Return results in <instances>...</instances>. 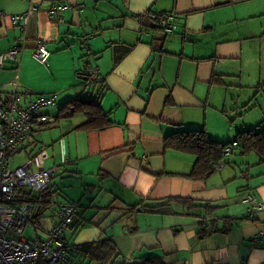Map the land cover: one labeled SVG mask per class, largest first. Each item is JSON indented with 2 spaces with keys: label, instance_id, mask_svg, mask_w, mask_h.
<instances>
[{
  "label": "crops",
  "instance_id": "obj_1",
  "mask_svg": "<svg viewBox=\"0 0 264 264\" xmlns=\"http://www.w3.org/2000/svg\"><path fill=\"white\" fill-rule=\"evenodd\" d=\"M53 3L69 6L62 23L47 15ZM30 7L21 33L9 16ZM0 13V53L24 48L22 104L57 93L58 108L44 110L56 118L67 102L92 97L110 122L79 129L82 114L57 119L13 156L12 167L35 154L47 168L60 166L43 217L27 204L30 242L46 240L59 206L76 201L79 215L65 235L74 264H102L92 250H80L100 242L115 247L105 264H264V234L253 239L264 228V211L247 217L241 200L249 192L264 204V163L234 151L212 176L192 180L194 157L163 144L184 130L225 144L237 131L264 126V0H0ZM148 14L178 21L172 33L158 32ZM38 41L49 52L46 66L30 55ZM16 67H0V100L11 93ZM90 68L99 70L101 84H87ZM167 197L210 203L217 209L205 219L232 227L200 237L203 216L142 208Z\"/></svg>",
  "mask_w": 264,
  "mask_h": 264
},
{
  "label": "built area",
  "instance_id": "obj_2",
  "mask_svg": "<svg viewBox=\"0 0 264 264\" xmlns=\"http://www.w3.org/2000/svg\"><path fill=\"white\" fill-rule=\"evenodd\" d=\"M68 8L66 4L53 3L47 10V15L50 18L54 17L57 23H62L63 12ZM34 10V7H30L23 14L9 16L12 26L23 33L29 15ZM147 17L163 18L162 28L167 34L172 33L173 26L178 21L173 15L148 14ZM17 41L22 42L23 37H19ZM23 49V46L19 45L0 53V67L7 62L15 63L17 66L15 76L8 83L11 93L7 99L0 100V264H72L66 257L69 247L64 238V231L73 223L79 205L77 203L62 205L55 214L58 225L50 229L46 240L30 242L25 240L23 234L30 220L31 208L27 204L15 202L17 189L41 191L60 170V166L47 168L40 154L27 158L17 166H11L13 156L32 145L36 130L55 123V118L45 115L43 109L55 103L57 93H37L30 102L22 104V93L19 90L22 86L18 79V67L19 56ZM86 49L88 51V48ZM30 55L39 64L47 65L49 52L43 42L38 41ZM88 76L95 84L103 82L96 68L90 69ZM235 145L232 143L225 149L224 156H228ZM66 162L64 160L63 164ZM222 166L224 165L221 164L218 168ZM241 200L248 205L247 217L264 211V204L258 202L249 192H245ZM262 234L264 228L253 238L254 242H258Z\"/></svg>",
  "mask_w": 264,
  "mask_h": 264
},
{
  "label": "trees",
  "instance_id": "obj_3",
  "mask_svg": "<svg viewBox=\"0 0 264 264\" xmlns=\"http://www.w3.org/2000/svg\"><path fill=\"white\" fill-rule=\"evenodd\" d=\"M133 17L141 18V16ZM148 19L152 21L154 30H157L158 32H164L162 28L164 21L163 18ZM126 53L127 52L125 51L124 55ZM86 76L87 84L96 85L94 81H91V78L88 76V72L86 73ZM35 96L36 94H34V97ZM76 114H82L86 118V121L78 127L79 129H104L110 125V122L107 120L106 115H104L102 112L99 103L92 97L77 98L67 102L59 109L55 120L71 118ZM232 143H235L236 145L232 147L231 153L228 154V156H224L225 149H227ZM163 144L166 150H175L181 153L192 155L194 157L193 167L190 174L187 175V177L192 180L203 181L212 176L218 166L221 164H227L228 157L232 155L234 151H237L242 156L253 153L257 156L259 164L264 163V126L261 125L256 129L237 131L232 140L225 144H221L210 139L203 130H184L175 132L165 137ZM57 173L54 176H56ZM50 182L48 183L47 187L41 191H35L28 188L17 189L15 202H17V204H19V202L31 204L33 212L37 214L36 217L38 219L43 217V212L51 201V194L47 193ZM68 203H77L79 205V210L75 215L73 223L70 224L64 231V238L66 242V232L72 227L74 228L81 208L79 202L75 201ZM65 204H67V202L61 204L58 209H60V207ZM142 208L146 212L162 215L181 214L196 217L203 216V220L201 218V221L198 225L200 237L214 234L216 232L225 233L232 227L231 222L224 221L222 222L221 226H218L216 221L206 220L205 216H212L214 211L217 209L216 207H212L211 204L207 202H198L188 198L167 197L159 200H148V202L145 203ZM203 211L204 215H202ZM56 225H58V220L54 226ZM106 243L107 242L85 244L80 250H88V253L92 250L97 258V261H99V263L105 264V259H108L106 258V255L110 252V249L114 250L115 248L114 246L108 247ZM106 248H109V251L105 250ZM66 257L68 258V253ZM68 260L74 264L71 259L68 258Z\"/></svg>",
  "mask_w": 264,
  "mask_h": 264
},
{
  "label": "rangeland",
  "instance_id": "obj_4",
  "mask_svg": "<svg viewBox=\"0 0 264 264\" xmlns=\"http://www.w3.org/2000/svg\"><path fill=\"white\" fill-rule=\"evenodd\" d=\"M56 106L57 105H56V102H55V104L53 105V107L58 108V106L57 107ZM48 108H50V107H48ZM48 108L43 109V112H44V110H46ZM32 236H33L32 229L28 226L26 228V230L24 231L23 237L25 238V240L30 241L31 238H32Z\"/></svg>",
  "mask_w": 264,
  "mask_h": 264
}]
</instances>
